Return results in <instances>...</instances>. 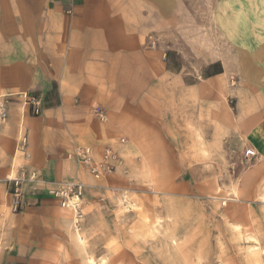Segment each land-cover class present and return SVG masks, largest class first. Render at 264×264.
<instances>
[{
    "label": "crops",
    "instance_id": "0c3cea01",
    "mask_svg": "<svg viewBox=\"0 0 264 264\" xmlns=\"http://www.w3.org/2000/svg\"><path fill=\"white\" fill-rule=\"evenodd\" d=\"M181 9L179 0H0V101L8 100L0 124V264H52L65 241L77 239L49 184L24 181L26 209L12 212L11 179L23 171H37L48 182H84L92 204L127 181L123 167L134 157L141 172L155 167L160 154H171L157 115L146 108V80L149 72L160 75L161 63L145 42L172 27ZM216 14L229 50L206 59L202 81L184 91L195 96V110L207 121H201V150L255 151L243 182L255 186L264 172V0H220ZM231 79L241 81L225 88ZM225 89L237 99L234 110L222 97L209 102ZM21 93L43 99L40 115H31ZM23 136L26 151L20 150ZM79 148H90L98 164L114 150V170L96 178Z\"/></svg>",
    "mask_w": 264,
    "mask_h": 264
},
{
    "label": "rangeland",
    "instance_id": "374dc122",
    "mask_svg": "<svg viewBox=\"0 0 264 264\" xmlns=\"http://www.w3.org/2000/svg\"><path fill=\"white\" fill-rule=\"evenodd\" d=\"M219 1L179 0L182 9L173 26L146 38L145 49L157 50L161 63L160 75L155 72L153 78L149 72L146 80V108L157 115L171 154H160L155 167L141 172L135 170L134 157L133 164L123 167L127 181L108 188L97 203L89 204L82 182L84 216L79 223L72 207L52 193L55 184L75 181L48 182L40 173L35 182L27 174L11 179L14 188V180L19 181L22 192V205L15 209L12 204L13 213L26 209L22 183L30 181L49 184L48 193L61 200L71 217L69 228L77 239L66 240L52 264H264V172L255 186H245L254 157L201 150V121H207L195 110V96L184 91L185 85L202 81L206 59L229 50L227 34L218 29ZM239 81L225 80L224 86L231 89ZM211 86L222 87L216 81ZM24 94L37 95L19 94L30 110ZM213 97L209 102L222 97L233 110L237 103L227 89ZM0 104L8 117V100L2 98ZM124 162L120 159L118 165Z\"/></svg>",
    "mask_w": 264,
    "mask_h": 264
},
{
    "label": "built area",
    "instance_id": "2783aa9c",
    "mask_svg": "<svg viewBox=\"0 0 264 264\" xmlns=\"http://www.w3.org/2000/svg\"><path fill=\"white\" fill-rule=\"evenodd\" d=\"M25 102L30 106V110L34 115H39L42 112V99L39 96H29L24 94ZM2 110V111H1ZM96 114L102 121H107V116L103 109L96 108ZM3 112V114H2ZM7 117V109L2 106L0 107V120L4 121ZM27 149V138L23 136L20 140V150L26 151ZM78 156L83 159V162L89 167L90 172L96 177L99 178L104 172H112L114 167L109 164L110 159L116 158V152L114 150L108 149L104 156V161L102 163H96L91 156L90 148H79L76 150ZM255 151L249 149L246 151L245 156L251 158L255 156ZM26 171L22 172V175L25 176ZM28 178L31 181H39V174L37 171H31L28 174ZM15 181V188L13 192V204L14 208L17 209L22 205V192L19 188V181ZM84 184L80 181L69 182V183H58L55 184V188L52 190V193L59 195L63 204L67 207H72L75 212V219L77 223L83 218L84 214L82 211V196H83Z\"/></svg>",
    "mask_w": 264,
    "mask_h": 264
},
{
    "label": "bare ground",
    "instance_id": "6f19581e",
    "mask_svg": "<svg viewBox=\"0 0 264 264\" xmlns=\"http://www.w3.org/2000/svg\"><path fill=\"white\" fill-rule=\"evenodd\" d=\"M2 106V104H0V107ZM2 111V110H1ZM2 114H3V112H2Z\"/></svg>",
    "mask_w": 264,
    "mask_h": 264
}]
</instances>
